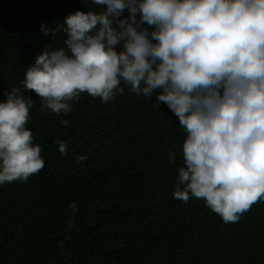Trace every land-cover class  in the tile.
Masks as SVG:
<instances>
[{"label":"trees","instance_id":"16d2710c","mask_svg":"<svg viewBox=\"0 0 264 264\" xmlns=\"http://www.w3.org/2000/svg\"><path fill=\"white\" fill-rule=\"evenodd\" d=\"M99 7L0 0V101L13 87L33 100L26 127L44 159L27 181L0 185V264H264V200L224 222L203 200L174 198L186 133L156 92L138 95L122 83L108 102L83 92L56 114L23 88L44 45L59 47L66 36H44L41 23Z\"/></svg>","mask_w":264,"mask_h":264},{"label":"clouds","instance_id":"9594fccd","mask_svg":"<svg viewBox=\"0 0 264 264\" xmlns=\"http://www.w3.org/2000/svg\"><path fill=\"white\" fill-rule=\"evenodd\" d=\"M91 4L99 10L77 9L62 23L40 25L46 37L66 34L61 46L44 45L21 81L42 99V110L68 113L83 92L108 102L122 83L138 95L156 92V103L186 133L174 198L203 200L224 222L264 200V0ZM4 96L0 185L27 181L44 165L26 127L33 100L18 87ZM174 158L169 150V162Z\"/></svg>","mask_w":264,"mask_h":264}]
</instances>
